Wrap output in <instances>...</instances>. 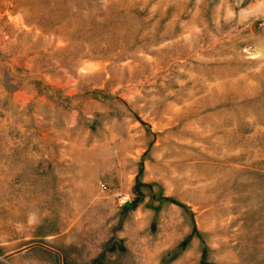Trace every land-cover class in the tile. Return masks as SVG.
I'll return each mask as SVG.
<instances>
[{"label":"rangeland","instance_id":"rangeland-1","mask_svg":"<svg viewBox=\"0 0 264 264\" xmlns=\"http://www.w3.org/2000/svg\"><path fill=\"white\" fill-rule=\"evenodd\" d=\"M0 264H264V0H0Z\"/></svg>","mask_w":264,"mask_h":264}]
</instances>
